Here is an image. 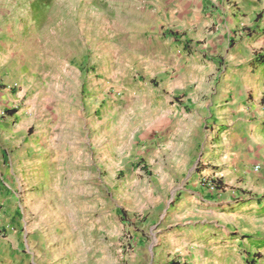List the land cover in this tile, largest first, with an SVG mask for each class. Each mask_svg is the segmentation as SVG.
Listing matches in <instances>:
<instances>
[{
  "label": "crops",
  "instance_id": "0c3cea01",
  "mask_svg": "<svg viewBox=\"0 0 264 264\" xmlns=\"http://www.w3.org/2000/svg\"><path fill=\"white\" fill-rule=\"evenodd\" d=\"M206 1L212 29L199 46L209 60L125 94L119 110L97 102L92 112L9 111L15 94L10 83L0 87V264H107L97 234L114 218L123 223L108 170L138 144L145 164L167 167L161 183L191 159L197 129L179 206L219 226L225 245L246 248L235 264H264V0ZM197 73L211 74L209 84L188 89ZM89 88L110 101L111 92ZM203 175L221 187L201 186Z\"/></svg>",
  "mask_w": 264,
  "mask_h": 264
},
{
  "label": "rangeland",
  "instance_id": "374dc122",
  "mask_svg": "<svg viewBox=\"0 0 264 264\" xmlns=\"http://www.w3.org/2000/svg\"><path fill=\"white\" fill-rule=\"evenodd\" d=\"M207 6L206 0H0V87L10 83L15 94L8 108L28 114L35 105L40 114L52 106L63 114L78 105L92 112L98 102L119 110L125 94L147 93L187 64L209 60L199 46L212 29ZM210 79L197 73L188 89ZM91 82L93 91L111 92L110 101L91 92ZM194 139L191 159L161 183L156 177L167 167L145 164L138 144L127 163L108 170L123 223L114 218L97 234L105 239L107 264H235L246 252L217 239L219 226L202 225L199 212L179 206L198 154V129Z\"/></svg>",
  "mask_w": 264,
  "mask_h": 264
},
{
  "label": "built area",
  "instance_id": "2783aa9c",
  "mask_svg": "<svg viewBox=\"0 0 264 264\" xmlns=\"http://www.w3.org/2000/svg\"><path fill=\"white\" fill-rule=\"evenodd\" d=\"M12 85L15 86L16 83H13ZM199 184L213 191H216L221 187V184L214 177L206 175L201 176Z\"/></svg>",
  "mask_w": 264,
  "mask_h": 264
},
{
  "label": "trees",
  "instance_id": "16d2710c",
  "mask_svg": "<svg viewBox=\"0 0 264 264\" xmlns=\"http://www.w3.org/2000/svg\"><path fill=\"white\" fill-rule=\"evenodd\" d=\"M173 37H175L176 39H178L177 35L175 33H170ZM9 111H12V110H9ZM169 264H179L177 262H171Z\"/></svg>",
  "mask_w": 264,
  "mask_h": 264
}]
</instances>
